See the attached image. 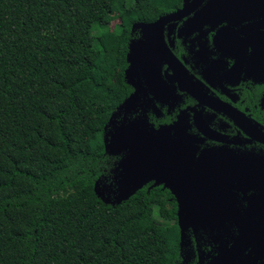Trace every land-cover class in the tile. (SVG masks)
I'll return each mask as SVG.
<instances>
[{
	"label": "trees",
	"instance_id": "trees-1",
	"mask_svg": "<svg viewBox=\"0 0 264 264\" xmlns=\"http://www.w3.org/2000/svg\"><path fill=\"white\" fill-rule=\"evenodd\" d=\"M181 2L0 0V264H204L216 254L186 247L189 230L180 244L161 187L115 205L94 193L118 165L103 131L131 91L132 24Z\"/></svg>",
	"mask_w": 264,
	"mask_h": 264
},
{
	"label": "flooded vegetation",
	"instance_id": "flooded-vegetation-1",
	"mask_svg": "<svg viewBox=\"0 0 264 264\" xmlns=\"http://www.w3.org/2000/svg\"><path fill=\"white\" fill-rule=\"evenodd\" d=\"M211 2L197 0L187 15L163 27L165 45L180 64L163 60L153 68L162 49L152 56L151 68L140 69L139 62L131 82L124 78L131 90L126 98L135 93L136 100L103 131V140L105 135L110 139L123 120L141 119L153 131L172 126L183 130L191 140V148L183 153L189 169L206 153L242 157L241 167L250 173L241 187L244 193L233 181L226 184L223 199L233 206L232 213L235 207L243 213L245 197L255 198L252 227L258 240L248 247H264V0H215L216 6ZM180 8L182 2L176 10ZM139 39L141 30L130 29L128 44ZM126 155L110 156L119 164ZM115 174L102 183L112 196ZM154 183L142 188L161 187L170 193ZM228 218L220 228L188 229L186 247H230L242 216ZM253 257H260L256 264H264V249Z\"/></svg>",
	"mask_w": 264,
	"mask_h": 264
},
{
	"label": "water",
	"instance_id": "water-1",
	"mask_svg": "<svg viewBox=\"0 0 264 264\" xmlns=\"http://www.w3.org/2000/svg\"><path fill=\"white\" fill-rule=\"evenodd\" d=\"M196 2L197 0H182V8L163 15L152 23H133L131 33L140 29L142 39L131 40L128 44L125 80L131 82L139 62L140 69L151 68L152 56L161 49L162 54H158L153 68L157 69L158 63L163 60L180 64L165 45L163 27L187 15ZM210 6H216L215 0H212ZM135 100V93L124 99L110 116L104 132L121 111L133 105ZM171 131L178 135L172 138ZM187 141L191 142L185 139L183 130L178 126L153 131L141 119L123 120L115 128L111 138L107 140L105 135L103 140L106 153L117 155L127 152L116 170L114 195L107 192V186L99 179L94 184V193L104 204L115 205L127 200L151 181H155L154 186L163 184V188L168 189L176 199L181 245L188 229H216L230 220L228 216H242L232 245L227 248L217 247L216 254L204 264H256L260 257L257 259L253 256L260 255L264 247H248L251 242L258 240L252 227L255 198L245 197L247 206L243 213L236 207L235 213H232L233 206L223 199L224 191L228 189L226 184L233 181H236V186L244 193L241 187L248 183L250 176L249 170L241 167L244 159L211 152L201 155L193 169H189L183 157L184 151L191 148ZM234 175L236 178H233ZM256 248L257 252H254Z\"/></svg>",
	"mask_w": 264,
	"mask_h": 264
},
{
	"label": "rangeland",
	"instance_id": "rangeland-1",
	"mask_svg": "<svg viewBox=\"0 0 264 264\" xmlns=\"http://www.w3.org/2000/svg\"><path fill=\"white\" fill-rule=\"evenodd\" d=\"M114 24V23H113ZM96 33V30L94 31V34Z\"/></svg>",
	"mask_w": 264,
	"mask_h": 264
}]
</instances>
